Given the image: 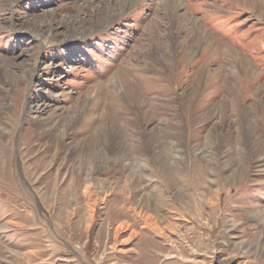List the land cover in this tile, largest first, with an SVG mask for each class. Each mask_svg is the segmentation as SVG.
<instances>
[{"label": "rangeland", "instance_id": "rangeland-1", "mask_svg": "<svg viewBox=\"0 0 264 264\" xmlns=\"http://www.w3.org/2000/svg\"><path fill=\"white\" fill-rule=\"evenodd\" d=\"M178 2L0 0V264H264V0Z\"/></svg>", "mask_w": 264, "mask_h": 264}, {"label": "bare ground", "instance_id": "bare-ground-1", "mask_svg": "<svg viewBox=\"0 0 264 264\" xmlns=\"http://www.w3.org/2000/svg\"><path fill=\"white\" fill-rule=\"evenodd\" d=\"M179 0H168V2H169V4L170 3H172L171 4V6H178V2ZM168 5V4H167ZM167 7V6H166ZM175 10V9H174ZM181 12V11H180ZM171 20V19H170ZM176 159V158H175ZM19 225V224H18ZM158 230V229H157ZM159 231H160V229H159ZM163 233V232H162ZM25 253H27V252H25ZM27 254H32V251L31 252H28ZM86 257V256H85Z\"/></svg>", "mask_w": 264, "mask_h": 264}]
</instances>
